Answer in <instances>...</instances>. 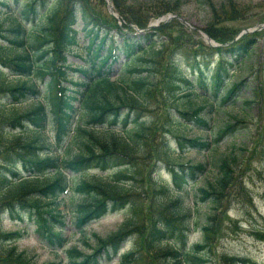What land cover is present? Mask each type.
Returning a JSON list of instances; mask_svg holds the SVG:
<instances>
[{"label":"trees","instance_id":"obj_1","mask_svg":"<svg viewBox=\"0 0 264 264\" xmlns=\"http://www.w3.org/2000/svg\"><path fill=\"white\" fill-rule=\"evenodd\" d=\"M111 1L127 32L111 15L97 12V8L105 7L103 0H13L15 5L21 3L17 8L8 0H0V14L11 18L6 27L0 24V220L4 215L12 222L28 219L49 245L60 247L64 240L55 232V224L63 225L64 221L60 220L58 198L70 190L79 199L74 204V224L79 232L110 213L129 214L115 232L104 237L92 234L95 243L90 254L69 250L71 264L109 261L128 240L132 247L121 256V264H206L204 258L215 238L212 230L217 233L227 219L225 201L239 195L247 197L239 180L241 175L236 172L238 154L220 157L214 164V177L193 193L195 204H206L197 212L203 242L191 247H186L191 212L184 207L183 198H174L172 189L156 175L165 169L173 190L182 193L206 168L203 164L177 162L176 152L208 151L224 138L235 136L237 126L247 123L249 108L262 102L260 91L253 92V80L248 81L247 76L241 79L235 72L229 73L234 68L243 75L253 71L252 54L264 31L243 35L231 43L241 29L228 24L248 14L239 10L238 16L220 19L216 27L205 29L215 42L231 43L228 46L213 49L200 40L193 44L187 36L174 38L175 43L183 45V38H187L185 61L197 71L196 78L188 79L178 60V53H185L183 49L166 57L159 70L170 41L165 32L174 29V20L142 37L129 34L132 26L143 30L149 21L169 12L168 8L136 16L126 6L127 0ZM200 5L208 3L203 0ZM44 8L47 9L39 21H46L29 31L27 25ZM78 16L90 42L83 48L85 62L73 69L83 76L80 84H73L77 89L72 91L64 85L70 83L67 56L75 54L79 44L75 28ZM115 37L121 38V46L115 44ZM119 55L124 58L119 73L122 77L112 80L109 67ZM214 55L217 62L208 77L201 68L209 71ZM8 75L12 79H7ZM156 85L162 103L159 108L166 105L167 109L162 122L155 124L151 114L152 89ZM260 87L264 89V82ZM40 99L49 101V111ZM75 100L80 104V123L76 127L72 126L71 105ZM197 100L201 102L196 104ZM238 101L245 105L246 117H229L231 122L218 126L212 142L181 134L212 129L205 117L213 114L215 105ZM50 126L54 144L44 136ZM168 136L174 139V147ZM258 136L263 140L264 130ZM65 142L66 155H58L57 147ZM247 146L238 151L244 152ZM257 155L259 152L254 150L252 157ZM89 170L111 174L106 179L95 176L72 184L66 181V173L82 176ZM255 230L256 238L264 242V228ZM21 237L18 231L2 232L0 228V264H33L31 257L15 245ZM160 246L163 252L157 251ZM218 260L219 264H255L247 258L227 255Z\"/></svg>","mask_w":264,"mask_h":264},{"label":"rangeland","instance_id":"obj_2","mask_svg":"<svg viewBox=\"0 0 264 264\" xmlns=\"http://www.w3.org/2000/svg\"><path fill=\"white\" fill-rule=\"evenodd\" d=\"M204 1L208 3V5L205 7L200 5L203 0L126 1V6H130V8H132L133 10V14L136 16H143L145 12L149 10L155 11L162 8H168L169 12L165 11V14L161 18L153 19L152 22L159 19L163 21L162 23L165 24H168L173 20L175 22V25L173 26L174 29H170L165 32V36L167 38H170V41L169 45H167L164 49V57L159 66V70L162 68L161 66L165 65V60L167 58H170L174 51L183 49V51L185 52L184 54L178 53L180 66L187 72L189 79L193 75H196V70L192 74L185 65L186 61L184 56H186V50L189 49V47L186 46L187 38H183L182 40L185 41L184 45L183 42L181 44L175 43L173 39L183 35L189 37L193 44L199 43V40L204 44L205 42L202 38V35L207 34L205 32L206 28L211 29L216 27L214 25L220 19L222 20L233 15L238 16L237 13L239 12V10L242 11V13L246 11L248 14H242L240 19L229 23V26L235 29H244L243 32H245L256 29L260 25H264V0ZM104 4L105 9L97 8V12H101L102 15L108 13L106 2H104ZM214 11L218 12L215 14ZM42 15L43 13H41L36 19H34L31 25H27L29 31H33V29L44 24V22L46 21L45 18L39 21ZM16 16L19 17L18 14H16ZM170 18L171 20L169 22H165ZM10 19L11 18H9L6 14H0V24H3L4 27L9 25ZM116 21L118 25H120L121 29H123L122 31L126 32L125 28L123 27V21L119 17L118 19H116ZM76 29L78 30V38L80 40V45H78V47H75L77 50L81 47L87 46L88 37H86V34L83 35L82 23L80 21H78ZM258 38L259 39H257V43L254 48L255 53L252 54V60H254L253 71H247V75H243L241 71L239 72V70L236 69H233V71L235 70V74L236 76H238L237 78L244 79V77L247 76L248 81L253 80V92L254 90L257 93H259L260 91L262 102H260L259 104H253L249 108L248 114L250 116H247L248 118L245 120L247 123L242 126H237L236 132L238 133L235 132L236 134L232 138H224L223 141H221L219 144H215V146H213L214 148L212 147V149L207 152L188 151L182 154L175 155V159L177 162H190L194 165L203 164L206 168V172L202 176L198 175L194 183L190 182L187 186L186 192L180 195V197L183 198L184 207L189 209V211L191 212V215L193 217V221H191L194 224H197V230L191 233L188 238L189 244L202 242L203 238L200 234V231L198 230L200 225L197 219V212L198 210H204L206 204H195L189 196H191L198 188L204 186V183L206 181L214 177V164L220 157L222 158L225 156H229L231 152H235L234 154H238L239 156L238 159L240 160V164L238 165L236 172L238 175H241L240 181L247 190V195L250 198V202L243 203L242 198L237 199L236 202H226V205L224 206L226 208V215L228 217V220H225V222L221 225L222 232H219L218 237H216L215 229L212 230L211 235L214 234L215 239L213 240V245L208 250V257L204 258L207 261L206 264H219L218 256L220 255L250 258L257 264H264V242L258 240L255 236H253L254 229L264 228V152H261V146L264 144V139L261 140V136L257 137L258 132L260 130H264V89L260 90V83L264 82V36H262V33L260 36H258ZM114 39L118 40L117 44H120V38ZM110 41L111 39H108L107 44H109ZM204 45H206V43ZM81 56L85 58L86 55L84 51H81ZM67 60L68 65H81L84 62L83 59L76 57V55H74L73 53L67 56ZM120 62H122V57L119 58V61L117 63H112L109 67L112 79H119L120 77H122V75L120 76L118 72V66ZM214 65L215 56L212 57L210 67L212 68V66ZM71 67L75 68L74 66ZM251 72L252 76L249 77ZM70 74L74 75L76 79L82 77V75L79 73L70 72ZM208 75H210V73ZM8 76L9 77L7 79H12L10 75ZM234 79L236 78L234 77L233 80ZM72 82L75 83L77 82V80H72ZM64 86L67 88L72 87L69 83L65 84ZM157 90L158 86L156 85L152 89L153 113L151 114L152 122H155V124L162 122L165 115L164 112H166L167 109L166 105L161 109L159 108L162 103L160 101V96L157 93ZM199 102H201V100H197L196 104H198ZM78 107V102L73 103V108ZM244 109L245 105L241 101H238V103H235L234 105L232 104L228 106H219L218 108L213 109L212 115H207V118L210 120L212 129L208 131L205 130L203 133H201L202 131H199V133L196 130H187L181 134H184L187 137L196 136L206 140H213V133L216 132L218 126H224L225 122H231L229 117L236 114L246 117L243 112ZM78 119L79 112H76L72 121V126L76 127V124L80 123ZM44 136L50 138V136H52V133L45 132ZM170 140L172 142V145L174 146V141L171 138ZM245 144L248 145L245 151H238L241 148H244ZM69 147L71 148L70 145ZM233 148H235V151L232 150ZM67 149L68 142H65L60 147H57V154L66 155L65 151ZM254 150L259 152V155L252 157ZM72 151L73 148H71L70 154H72ZM66 174L67 176H65V178L69 181V183L72 184L73 182H76L83 178H86L87 180H89L90 178L93 179L96 171H90L87 177H85L86 175L77 176L69 173ZM107 174L108 173H101L102 176H105ZM158 175L159 172L156 176ZM160 175H162V178L170 183V177L165 171L160 172ZM171 195L175 197L178 196L176 193H172ZM58 201V211H60V215L64 219V227L62 226L63 229L61 230V237L66 241L63 243L62 248L47 245L46 241H44L35 231V226L32 224H28L27 221L22 223H12L5 220L1 223V229L5 232L22 230L21 232L23 233V236L19 241L15 243V245L19 251H24L31 257L33 264H70L68 250L75 248L76 250L84 254L91 253L90 247L95 243V238L92 236V234H97L98 237H104L107 234L115 232L119 224L126 218L122 214L108 216L86 227L85 231L78 232L74 226V204H76V202H79V199L74 196L73 192L69 191L64 194ZM55 231L59 232V230L57 229ZM130 247L131 244L127 242L123 245V250L120 251L117 257H115L110 262L102 264H120L119 256L122 253L128 251ZM163 250V246L157 248L158 252H163Z\"/></svg>","mask_w":264,"mask_h":264},{"label":"water","instance_id":"obj_3","mask_svg":"<svg viewBox=\"0 0 264 264\" xmlns=\"http://www.w3.org/2000/svg\"><path fill=\"white\" fill-rule=\"evenodd\" d=\"M108 2V8H109V11L112 13V6H111V3H110V1L108 0L107 1ZM259 29H264V25H261L260 27H259ZM254 30H257V29H253L252 31H254Z\"/></svg>","mask_w":264,"mask_h":264}]
</instances>
